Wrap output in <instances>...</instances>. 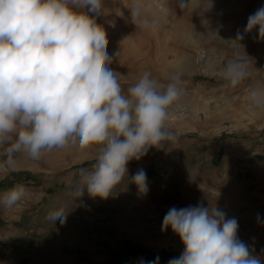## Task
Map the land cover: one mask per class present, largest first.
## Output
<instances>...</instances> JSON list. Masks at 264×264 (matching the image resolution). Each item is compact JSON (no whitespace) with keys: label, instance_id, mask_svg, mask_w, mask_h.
<instances>
[{"label":"rangeland","instance_id":"obj_1","mask_svg":"<svg viewBox=\"0 0 264 264\" xmlns=\"http://www.w3.org/2000/svg\"><path fill=\"white\" fill-rule=\"evenodd\" d=\"M261 6L264 0H190L184 9L177 0H103L96 19L125 92L144 73L161 85L179 80L182 95L166 123L175 139L130 161L128 179L107 199L75 195L95 147L70 145L39 160L14 154L0 169V194L16 185L28 194L11 209L0 205V264H149L157 257L168 264L184 246L163 218L172 207L197 204L235 218L237 238L264 261V110L248 99L250 87L264 88V40L256 29L244 32ZM237 59L247 77L227 87L223 68ZM140 169L146 194L130 182ZM61 205L64 223L46 219Z\"/></svg>","mask_w":264,"mask_h":264},{"label":"clouds","instance_id":"obj_2","mask_svg":"<svg viewBox=\"0 0 264 264\" xmlns=\"http://www.w3.org/2000/svg\"><path fill=\"white\" fill-rule=\"evenodd\" d=\"M190 0H177L181 9ZM103 0H0V146L11 166L16 153L39 160L53 149L75 146L97 150L90 169L80 170L75 195L107 199L125 177L128 164L175 139L166 129L172 106L182 95L179 80L159 84L144 73L125 92L121 75L109 67V40L97 23ZM139 15L133 9L132 17ZM264 40V6L249 15L244 29ZM243 36L237 33V39ZM227 87L247 77L237 59L222 71ZM250 103L264 110V88L250 87ZM138 191H148L143 169L131 176ZM24 185L0 194L11 209L27 196ZM68 209L51 210L46 219L64 223ZM184 251L168 264H264L237 238L238 222L216 206L172 207L163 218ZM159 257L149 264H158Z\"/></svg>","mask_w":264,"mask_h":264},{"label":"built area","instance_id":"obj_3","mask_svg":"<svg viewBox=\"0 0 264 264\" xmlns=\"http://www.w3.org/2000/svg\"><path fill=\"white\" fill-rule=\"evenodd\" d=\"M161 176L163 179H167L170 176L169 170L166 168H163L161 171Z\"/></svg>","mask_w":264,"mask_h":264},{"label":"trees","instance_id":"obj_4","mask_svg":"<svg viewBox=\"0 0 264 264\" xmlns=\"http://www.w3.org/2000/svg\"><path fill=\"white\" fill-rule=\"evenodd\" d=\"M88 165H90L89 163H86V165L85 166H88Z\"/></svg>","mask_w":264,"mask_h":264}]
</instances>
